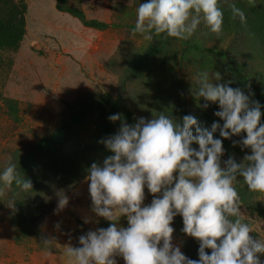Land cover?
<instances>
[{
	"label": "rangeland",
	"instance_id": "1",
	"mask_svg": "<svg viewBox=\"0 0 264 264\" xmlns=\"http://www.w3.org/2000/svg\"><path fill=\"white\" fill-rule=\"evenodd\" d=\"M143 2L148 0H0V170L12 162L20 174H36L53 159V145L46 147L44 140L61 128L63 144L77 141L85 146L116 134L123 122L134 125L164 111L182 122L187 110L202 127L222 124L214 114L218 104L194 95L202 71L210 78L220 72L221 83L231 80L230 86L246 93L250 86L252 98L264 105V91L258 89L259 80L264 82V40L256 57L241 50L254 60L248 69L238 66L240 52L229 44L231 32L226 26L217 36L202 23L198 31L203 32L191 37L213 51H197L164 34L147 40L132 32ZM260 11L245 10L247 20L242 24L252 28L254 22L263 21ZM116 98L135 107L130 121ZM113 114H121L122 120L110 121ZM215 135L219 138V133ZM221 139L226 149L222 160L234 157L240 162L250 154V149L233 144L240 137ZM88 185L86 179L78 183L67 195L68 207L56 214V205L45 217L22 208L38 193L34 185L29 192L15 185L6 189L0 200V264H69L63 255L69 238L78 246L80 235L106 220L91 211ZM235 187L245 222L253 230L250 235L259 240L264 237V194L249 191L242 177ZM145 192V203H150L152 195ZM85 218L92 222L84 223ZM174 221V229L183 225L178 216ZM120 223L127 226V219L122 217ZM42 235L55 240L45 246ZM173 237L180 246L174 233ZM117 259L124 264L122 257Z\"/></svg>",
	"mask_w": 264,
	"mask_h": 264
},
{
	"label": "clouds",
	"instance_id": "2",
	"mask_svg": "<svg viewBox=\"0 0 264 264\" xmlns=\"http://www.w3.org/2000/svg\"><path fill=\"white\" fill-rule=\"evenodd\" d=\"M222 4L233 18L246 23L244 11L233 0H148L138 6L132 32L147 40L162 34L188 40L203 23L219 36ZM221 80L220 72L214 78L200 72L194 95L218 104L214 114L222 124L202 127L193 115L183 116L181 122L164 111L134 125L123 122L116 134L100 141L113 154L102 163L93 162L86 180L91 211L111 223L80 235L78 246L70 237L63 249L69 264H119L117 257L124 264H264V237L250 235L253 230L245 222L235 187L242 177L249 191L264 194V105L252 98L250 86L246 93L230 86L233 81ZM108 118L122 120L121 114ZM233 136L240 137L234 145L251 150L240 162L234 157L222 160L226 149L221 138ZM13 185L24 192L32 189L31 181L9 162L0 170V200ZM145 189L152 195L150 203H145ZM56 195L54 212L59 214L68 207L69 197L63 191ZM8 206L15 208L14 202ZM177 216L183 220L182 232L198 241L199 259L187 257L173 243ZM122 217L127 226L120 223ZM55 227L59 230L60 223ZM54 240L44 235L40 239L45 246Z\"/></svg>",
	"mask_w": 264,
	"mask_h": 264
},
{
	"label": "trees",
	"instance_id": "3",
	"mask_svg": "<svg viewBox=\"0 0 264 264\" xmlns=\"http://www.w3.org/2000/svg\"><path fill=\"white\" fill-rule=\"evenodd\" d=\"M258 1L259 0H253L251 3H248L243 0L240 2L239 0H233L236 6L243 11L248 8L254 9L255 7H259L261 10L260 12H264V2L258 3ZM257 4H260V6ZM222 7L224 9L223 26H226L231 32L229 44L240 52V55L236 58L238 66L248 69L250 65L253 64L254 60L247 52H241V50H247L253 55V57L258 56V50L262 47V41L264 40V20L254 22L252 29L251 27H247L248 24H242L238 20V17L233 18L232 12L226 4H222ZM197 32L203 31L197 30ZM183 41L191 45L197 51H213L212 48H207L203 46V44L193 41L191 38ZM216 49L217 52L218 48ZM262 56L263 55H259V57ZM261 66L263 67L262 62ZM258 83L260 84L258 89L263 93L264 82L260 79ZM259 99H261V96H259ZM262 99L264 100V97H262ZM115 101L126 114L127 120L130 121L131 118L129 117V114L134 111V106L131 107L129 102H126L121 98H116ZM185 115L191 114L187 110H184L183 116ZM147 116L154 118V115L152 114ZM63 132H65V129L61 128L56 135L49 139H45L43 142V144H46V147L47 145H53L54 153L52 154V161L43 164L40 169H37L38 171L36 174H21V176L29 179L36 189L38 188V193L32 200L23 205L22 208L27 207L26 210L31 209L40 217H45L47 213L57 205V192L63 191L66 195H68L78 185V183L86 179L87 169L93 162L102 163L107 156L113 154L103 143H100V139L98 140V143L94 145L82 146L77 144V141H74L71 145L63 144ZM109 137L110 136H106L103 139H107ZM193 146L197 147L198 145L194 144ZM181 218L182 217L178 216V219ZM110 223L111 222L107 220L102 221L99 227L106 228ZM31 226L33 228V225ZM182 228L183 225L180 223L175 227L174 231L181 247V251L191 259H199L198 241L195 238L183 233ZM207 251L209 253L211 252L210 249Z\"/></svg>",
	"mask_w": 264,
	"mask_h": 264
}]
</instances>
